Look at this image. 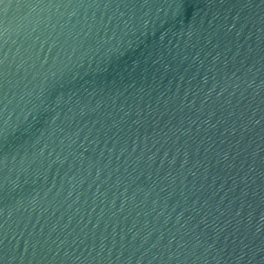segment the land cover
<instances>
[{
	"label": "water",
	"instance_id": "1",
	"mask_svg": "<svg viewBox=\"0 0 264 264\" xmlns=\"http://www.w3.org/2000/svg\"><path fill=\"white\" fill-rule=\"evenodd\" d=\"M0 264H264V0H0Z\"/></svg>",
	"mask_w": 264,
	"mask_h": 264
}]
</instances>
